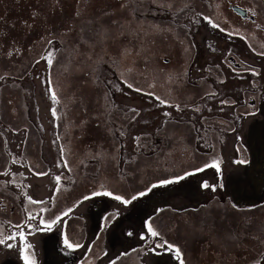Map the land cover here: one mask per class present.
<instances>
[{
	"label": "rangeland",
	"instance_id": "rangeland-1",
	"mask_svg": "<svg viewBox=\"0 0 264 264\" xmlns=\"http://www.w3.org/2000/svg\"><path fill=\"white\" fill-rule=\"evenodd\" d=\"M25 1L28 3L32 2V0H22L21 4ZM44 1L47 2V0ZM62 1L60 6L62 9L58 10V13H60L58 15L59 21L67 24V27L69 21L78 23L77 26L82 29L83 34L80 35L77 32L76 41L80 44L81 51H85L88 54L86 47L89 48L91 52L89 64L95 67L101 61L102 65H108L105 70L91 71L92 78L96 77L94 79L96 80L98 77L103 87L92 89V91L102 97L101 106L96 105V109L99 112L100 107H102L101 111L107 114L106 118L111 113L117 115L115 120L117 123H115V126L112 124V127L114 130H119L124 139L125 153L127 154L122 158V162L125 163L126 158L129 163L128 165H121V169L117 171L119 175L114 173L118 178L117 181H125L129 177L133 179L136 173L140 174L139 178L141 179L146 173V171L141 170L148 168L145 165L148 158H150V169L152 171L155 169L161 170L164 165L163 162H170L174 154L172 152L163 153L161 162L157 163L154 154H148L147 151L143 152L141 148L144 140L148 141L150 139L149 136H152L153 133L157 136L159 134L158 131L161 132L164 129V124L167 123V120L177 116L180 108L168 106L152 97L149 94V89L141 84L140 90L137 91L134 88L133 73L128 72L130 64L125 63L123 65L124 70L120 69L116 73L111 67L109 68L110 63L107 62L109 57L106 56H115L117 51L124 50L125 45L128 43H130L129 47L131 48L133 34L140 26V21L136 14H133L132 10L125 11L121 8V4L117 5L116 2L105 6L106 3L103 2L107 0H91L87 8L86 5L81 4V9L77 6L80 2L79 0H73V7L71 8L66 5L68 0ZM51 4L52 2L48 6L51 7ZM8 10L4 9L3 3L0 4V16L2 18L7 16ZM17 10L18 8L13 11ZM161 11L163 12V10ZM77 12H79V15H77ZM111 14L112 17L108 18ZM117 14L124 20L125 26L123 28L124 34L116 42L115 39L110 41L107 36L109 33H116V28L109 23L105 24L104 21L117 20ZM3 22L0 21V27L4 28ZM63 24L60 25V28L63 27ZM97 24L102 25V29L98 32H91L90 30H93ZM198 24L197 31L194 33L196 56L192 69L194 73L193 79L202 77L203 80H206L213 87L214 77H219L217 74L219 73L224 83L217 84L216 81L214 84H216V87L221 88L220 92H222L224 99H231L235 103L242 102V91L247 90L246 88H250L253 92L261 90L263 95L255 111H251L250 116L246 117L245 120L236 122L240 124L239 129L229 138L230 142H226L224 149H222L223 152L217 155L219 156L218 159H221L219 168L209 166L200 168L202 171H197L196 169L188 171L192 174L178 183L155 188L146 196L128 205L105 196H97L82 201L76 205L71 213L62 217V223L53 226L52 231L39 232L35 229H29L27 225L28 223H33L37 227L43 226L40 221L50 218V213H43L42 208H48L49 210L54 208L56 212L61 209L64 210L62 208L63 203L59 205L54 203L60 197H58L60 189L67 188L72 183V176H69L63 170L64 165L62 164L64 162L60 160L62 158L61 154L63 155L64 152H61L58 147L60 139L63 143L67 142L68 138L65 137V132L68 131L67 126L69 123H66L63 119H69L68 108L70 107L71 99H73L72 96L80 89L78 86H71L68 80L71 71L70 67L72 66L69 58L71 51L69 33L59 30L58 36L55 34L52 37L59 41L55 43V49L60 51L56 56L51 53L53 59L51 72L47 69L46 60L40 62L42 67L33 70L28 75L26 72L0 71V76H3V79H0V134L2 138L0 141L6 142L5 160H8V167H0V201L1 206L4 203L8 207H15L16 210L14 217H8L7 213H9V210L0 208V241H4L0 243V264H24L20 250L24 248L25 242L33 246L27 251L30 257L36 261V264H78V261H83L84 264H111L113 260H116V264H180V260L177 259L174 250L169 252L157 246L167 241L168 245L179 247L182 254L181 246L185 241L180 236V230L178 232L177 230L168 231L167 226L164 227V224H159L160 216L162 215L165 220L168 216L167 213L173 214L175 211L179 212L188 208H202V206H207L208 203L210 204L214 201H226L225 207L228 210L222 208L211 215V213L207 212V209L211 208L212 205H208L204 212L209 213L210 217L213 216L217 219L215 224H218V229L221 228V230L219 229L220 231L227 227L226 231H222L224 236L229 238L227 241H230L232 234L235 236V234L242 233L243 229L248 227L252 229L250 232L253 231L254 233L250 234L247 239H245L246 234L242 235V241L246 240L250 243L252 239L253 241L257 240L253 236L258 237L261 235V229H264V208L257 206L258 202L264 198V56H256L248 51L242 53L238 45L239 42L224 39V36L219 34L217 29L204 18L199 19ZM64 27L66 28V26ZM106 27L111 31H106ZM1 32L3 31L1 30ZM101 33L105 37L103 43L100 42V36L98 35ZM97 43L102 47L101 50L95 48V45H98ZM51 48H54V46H50L48 50H52ZM229 53L238 54L236 57L246 62V64L252 65L251 70L254 69L255 72L252 71L246 74L237 71L232 72L231 69L228 70L225 63ZM95 55L99 56L95 57ZM123 60L126 61V58ZM81 64L84 63L82 62ZM210 72H212L213 78L209 74ZM78 73L82 74V71L79 70ZM117 77L126 81L127 84L120 83ZM67 81L71 87H66L68 85ZM247 81H251L250 85H247ZM129 84L132 87H129ZM94 85L97 86L96 83ZM83 89L89 91V88L83 87ZM53 91L56 92L58 98L62 97L61 102L57 98L53 99ZM152 92L159 97H161L160 95L164 96L160 90L153 89ZM213 98L214 95L206 97L203 108L210 110L211 107L215 106V102H221V99L215 101ZM17 109H20L23 116H25L22 118L23 124L20 123V120L12 121V118H10L12 112ZM165 113H169L170 116H165ZM58 117L59 121L63 120V122L60 123L59 129H55L54 123ZM20 124L21 127L25 126L24 128H27L25 124H32L33 127L40 125L42 129L45 126L42 132V137H44L42 154L49 159L51 167L44 177L37 175L36 172L28 173L27 170H24L26 164L22 146L26 132L19 127ZM119 124H123L122 130H120ZM157 138L155 137V139ZM235 142L243 147V157L239 156L240 153L233 148ZM135 144L137 146L134 147ZM150 144L153 143L150 142ZM207 144H210V142L207 143L205 141L204 145L206 147H208ZM209 156H213V153H210ZM131 157H134V160L139 159V169L136 172H132L131 164H133L134 160H130ZM65 159L67 163L64 164L68 165L69 161H67V158ZM237 160H248L250 163H235ZM0 162L3 161L0 160ZM119 164L120 162L117 163V165ZM6 168L7 172L4 171ZM31 171H36V167L33 166ZM74 171L77 179H79L80 174H83L77 170ZM96 175L100 176L99 173ZM57 177L60 179L58 180ZM42 181L44 183L47 182V185L41 195ZM205 181L210 186L215 185V190H212L211 187L203 188L201 185ZM76 182L78 181L76 180ZM123 182L118 185L109 182L105 185L103 191H113L114 195H125L119 191H123L126 186L130 187V185ZM221 184L223 187H221ZM144 188L140 189V191L144 190ZM126 191L132 194L136 192V190ZM42 196L43 199H40ZM28 197L32 198L31 201ZM125 198H128L127 195H125ZM36 201H42L43 203H35ZM233 205H236V207H233ZM230 208L234 212L232 214V225H235L234 231L232 227L231 230L229 229L230 225L228 224L230 222L227 224L225 219H222L223 213H228ZM157 209H163L164 211L157 212ZM117 212L119 213L118 216H112L107 222L102 221L101 217L105 214ZM28 213H31L34 219L30 220ZM149 217L153 218V227L160 233L158 237L153 238L145 231V221ZM180 219L181 217L178 220ZM247 219L249 220L248 223H246ZM206 221L207 218L205 216L203 218L201 214L196 225L192 228L189 227L186 231L203 235L208 228H204L202 222L206 226ZM65 230H67L71 242L75 243L79 238V242L83 245L75 252H68L67 255L64 254V252L68 251L67 249L62 251L61 233ZM19 232H24L25 235H16L15 239H9L13 234ZM128 232H131L132 235H127ZM142 233L146 237L144 240L141 239ZM262 234L264 236V231ZM8 243L13 244L14 247L9 249L7 247ZM253 243L257 244L256 241ZM250 244L252 245V243ZM250 244L247 243L246 245L249 246ZM152 249H155V251ZM197 250L199 252V249ZM105 253L107 254L105 255ZM121 253H127V255L117 260L116 258L120 257ZM252 253L251 257L246 255L248 257L239 264H264V248L256 249V252ZM197 256L199 257V253ZM199 258L195 261V264H201L207 259L205 257Z\"/></svg>",
	"mask_w": 264,
	"mask_h": 264
},
{
	"label": "flooded vegetation",
	"instance_id": "flooded-vegetation-1",
	"mask_svg": "<svg viewBox=\"0 0 264 264\" xmlns=\"http://www.w3.org/2000/svg\"><path fill=\"white\" fill-rule=\"evenodd\" d=\"M72 1L68 0L66 4L69 8L73 7ZM79 1L77 6L81 9V4L86 5L87 8L91 0ZM50 2L52 1L32 0L29 3L25 1L17 11L9 9L7 16L0 19V21H4V28H0V71L15 73L26 72L28 75L33 70L42 67L40 66V62L46 60L47 69L51 72L53 59L52 63H49L48 55L53 53V56H56L60 51L55 49V43L59 41L52 37L55 34L58 36L59 30L67 34L69 33L71 43L69 58L72 66L70 67L71 71L68 80L71 86H78L80 88L76 91V93L80 92V97H76L75 93L73 94V100L68 108L69 119H63L66 123H69L67 126L68 131L65 132V137L68 139L66 143H63L60 139L58 145L61 152H64L60 160L65 164L67 163L65 158L69 161L68 165H66V170L69 176H72V183L67 188L60 189L58 192V197H60L54 203L55 205L63 203L62 208L67 210L68 207H73L75 201L80 199L82 195H88L93 190L103 191L105 185L109 182L114 185L123 182L124 180L118 182V178L115 175H119L117 171L121 169V165H128L129 161L125 158V163L122 162L126 151L124 139L122 133L119 130H114L112 127V124L115 126V123H117L115 121L117 115L111 113L106 118L107 114L105 112H99L96 109V105L101 106L102 97H99V94L92 91V89H100L103 87L98 77L96 80H94L96 77L92 78L91 71L95 70L98 72L100 70L102 71V69L105 70L108 65H102L101 61L95 67L89 64V58H91L89 48L86 47L88 54L85 51H81L80 44L76 41V37L78 36L77 32L82 35V29L77 26L78 23L69 21L68 27L67 24L61 23L58 17L60 14L58 10L62 9L60 8L61 5L59 7L53 5L54 7L50 8L48 6ZM114 2L117 5L121 4V0H107L103 3H106L105 6H107L112 5ZM162 2L167 5L163 12L154 9V14H149L147 20L143 19L141 15L136 14V17L140 21V26H138L136 32L133 34L131 48L129 47L130 43L125 45V49L130 54V60L126 58V61H124L117 54L115 56H106L109 57L107 61L110 63L109 68L111 67L116 73L120 69L124 70L123 65L125 63L130 64L129 67L128 65L126 67H128V72L133 73L134 88L136 90L140 88V84L146 86L150 91L149 93H153L151 96L154 98L157 97V94L152 92V90H160L162 92L161 94L164 95H160V98H163L160 99L161 102L165 103L167 101L165 104L171 107L179 106L180 109L177 112V116L168 119L167 123L164 124V131H158L159 134L157 136L155 133L149 136L150 139L148 141L144 140V142H148V145L143 142L141 149L143 152L147 151L148 154H154L156 158H159L161 153L181 151L184 154V160L165 161V166L161 170L155 169L152 171L150 165L147 170L149 171L148 175L146 174L147 176H144L142 179L138 177L132 179L129 177L123 182L130 185V187L126 186L123 191H119L123 194L128 193L126 190L140 191L149 182L155 183L158 177L165 178L175 174L183 175L185 171L202 168L205 164H219L221 159H218L219 156L217 155L223 152L222 149H224L226 142L229 141V138L240 127V124L236 122L245 120L246 117L250 116V112L255 111L263 96L261 90L253 92L250 88H246L247 90L242 91V102L233 103L231 99H224L222 92H220L221 88L216 87V84H214L216 81L217 84L224 83L219 73H217L219 77H214V86L212 87L202 77L193 79L194 73L192 69L196 56L194 33H196V29L199 26V19L204 17H209L206 20L212 26L219 25L218 28L214 27L219 34L224 36V39L239 42L238 45L242 53L248 51L249 53H254L256 56H264L262 55L264 53V0H162ZM99 4L102 5L101 3ZM66 5L64 4V6ZM33 11L39 14L38 17L31 16ZM117 16V20H110V22L104 21L105 24L109 23L116 28V33L107 34L110 41L115 39L116 42L124 34L123 28L125 26L123 23L124 20L121 19L119 14ZM111 17L112 14L108 16V18ZM133 19L135 20L134 17ZM25 20L29 24H32L31 29L25 27L23 23ZM61 24H63V27L60 28ZM141 27L148 34L138 37L137 31ZM100 29H102V25L97 24L90 31L98 32ZM157 29H164V31ZM106 31L110 32L111 30H108V27H106ZM48 40H51V44L47 43ZM13 44H15L17 50L9 57L6 52L12 48ZM97 44L95 48L101 50L102 47L99 43ZM50 46H54V48L48 50ZM236 56H238L236 53H229L227 55L225 66H227L228 70L231 69L232 72L237 71L246 74L251 73L252 65L246 64V62L238 59ZM113 60L117 62L113 63ZM82 62L84 64H81ZM79 70L82 71V74L78 73ZM209 74L212 75V72ZM117 80L122 84H127L120 77H117ZM69 82L67 81L68 85L66 87L70 86ZM95 83L97 86L94 85ZM250 83L251 81H247V85H250ZM83 87L89 88V91L84 90ZM211 95H214L213 100L224 99L227 103L215 102L214 107L206 110L203 108L205 106L204 101L206 97H210ZM61 98L57 97V100L60 101ZM220 105H223V107ZM245 109H247V114ZM100 110H102V107H100ZM18 111H20V117L17 116V119L22 120L25 116H23L20 109ZM80 113H84L85 115L80 116ZM63 120L59 121L58 117L54 123L55 129H59L60 123ZM20 123L23 124V120ZM21 124L19 127L23 128L26 132L22 146V150H25L30 143L31 134L28 128L32 124H25L27 128H24L25 126L21 127ZM119 126L120 130H122L123 124H119ZM34 129L37 134L38 155L36 156L37 161H35V165L33 163H29L28 165L35 166L37 169L44 171L42 175H46L50 170L51 164L45 160L42 154V146L44 145V137H42L43 130L40 126ZM155 137L158 138L155 139ZM0 139H2L1 134ZM205 141L207 143L210 142V144H207L208 147L204 145ZM150 142L153 144H150ZM135 146L137 145L135 144ZM233 148L236 152L240 153L239 156H244L243 147L240 144L235 142ZM5 149L6 142L0 141V160L3 161L0 162V167H5V164L8 162V160H5ZM210 153H213V156H209ZM209 158L210 160H208ZM135 161L139 163V159H135ZM119 162L120 164L117 165ZM74 170L83 173L80 174L79 179H77ZM98 173L100 176L96 175ZM212 203L207 204V206L212 205L211 208L207 209V212L211 213V215L222 208L228 210L225 207L226 201H214ZM5 206L7 208V204L3 203L2 208ZM207 206H202V208L198 209L188 208L179 212L175 211L173 214L167 213L168 216L165 220L162 218V215L160 216L159 224L162 223L164 227L167 226L168 231H181L180 236L185 239L181 246L184 264H195V261L199 257H205L207 258L206 260L211 259V248L204 246L206 236L209 235L210 229H207L203 235L186 231L189 227L192 228L196 225L201 214L203 218L204 216L207 218L206 226L202 222L203 227L208 228L212 226V231L217 230L216 244L219 239L222 241V246L226 243H229L228 245L231 246V243L235 240V236L232 234L230 241H227L229 238H226L222 233V231L227 230V227L222 231H220L221 228H219L220 230L218 229V224H215L217 219L213 216L210 217L209 213L204 212ZM257 206L264 208V198L258 202ZM10 208L12 211L15 210L13 206ZM51 210L54 211V208ZM232 214L234 212L230 208L228 213H223L224 216L222 219H225L227 224L230 222L228 224L230 225L229 229L231 230L232 227L234 231L235 225H232ZM7 216L10 217L9 215ZM179 217H181L180 220H178ZM248 221L247 219L246 223ZM193 230L197 232L196 229L193 228ZM251 230L250 228H245L243 229L245 233L242 232L239 234H246L247 238L250 234L254 233L253 231L250 232ZM263 231L264 229H261V235L258 237L252 235L253 238L257 239L255 240L257 244L252 243L253 246H256V249L264 248ZM248 240L250 239L248 238ZM197 249H199V252ZM198 253L199 257L197 256ZM212 258L215 259L217 256L215 255Z\"/></svg>",
	"mask_w": 264,
	"mask_h": 264
},
{
	"label": "snow or ice",
	"instance_id": "snow-or-ice-1",
	"mask_svg": "<svg viewBox=\"0 0 264 264\" xmlns=\"http://www.w3.org/2000/svg\"><path fill=\"white\" fill-rule=\"evenodd\" d=\"M52 3L55 7H59L62 3V0H52ZM121 8L124 9L125 11H129L132 10L133 14H139L141 15V17L145 20H147V16L149 14H154V9L156 10H164L167 5L165 3L162 2V0H121ZM54 10V9H53ZM38 13L36 11H33L31 13L32 17H38ZM77 15H79V12H77ZM0 19H3L2 17H0ZM204 19H209V17H204ZM24 25L26 28L31 29L32 28V24H29L27 20L23 21ZM215 27H219L218 24L214 25ZM160 31H164V29H157ZM122 34V33H121ZM148 33H146L143 30V27H141L138 31H137V36H144L147 35ZM100 36V42L103 43L104 42V34H98ZM47 43L51 44V40H48ZM17 49L15 48V44H13L12 48L7 50L6 54L7 56L11 57L13 55V52L16 51ZM147 55V54H146ZM262 55H264V53H262ZM117 56L120 57V59H125L128 58L129 60L131 59L130 54L128 52L127 49H124L122 51H118L117 52ZM91 59V58H89ZM111 59V58H110ZM48 62L52 63V56L51 54H49L48 57ZM113 63H116V60L112 61ZM253 72H255V70H252ZM258 75V73H256ZM0 79H3V76H0ZM129 87H132L131 84H129ZM140 89H137V91H139ZM150 95L153 93H149ZM52 96L53 99L57 98V94L55 91L52 92ZM157 100H160V97L157 96L156 97ZM165 103H167V101H165ZM221 103H227V101L225 100H221ZM234 103V101H233ZM177 107H179L177 105ZM55 111V110H53ZM245 112L247 114V109H245ZM165 116H170L169 113H165ZM138 142H139V138H138ZM235 163H240V164H247L250 163V161L248 160H237L235 161ZM216 167L219 168V164H213V165H208L205 164L204 167ZM197 171H202V169L197 168ZM192 173L185 171L183 173V175H179V174H175V175H171L170 177H165V178H161L158 177L155 183L149 182L148 185L145 186L144 190L142 191H136L135 194L132 193H126L125 195H127L128 198H125V195H114L113 191H91L90 194L88 195H82V197L80 199H78L77 201H75V203L73 204V207H75L76 205H78L79 203H81L82 201H86L89 199H92L93 197H97V196H105V197H110L113 198L116 201H120L122 202L124 205H128L130 203H132L133 201H136L137 199L146 196L149 192H152L153 189L161 187V186H166V185H170V184H175L178 183L179 181L183 180L185 177L191 175ZM57 179L59 180L60 178L57 177ZM203 188L207 189L209 187L212 188V190H215V185H209L206 181L202 183L201 185ZM221 187H223V185L221 184ZM28 199L31 201V197H28ZM35 203H40L42 204V201H36ZM73 207H68L67 211H64L63 209L60 210L59 213H57L56 211H52L49 210L48 208H42V212L45 214H49L50 213V218L45 219V220H41L40 224L43 225L42 227H37L35 224L33 223H28L27 227L29 229H35L36 231L39 232H47V231H52L53 226L57 225L58 223H62V217L67 216L69 213L72 212ZM233 207H236V205H233ZM157 212H162L164 211L163 209H157ZM118 216L119 213H107L104 216L101 217L102 221L107 222L108 219H110L112 216ZM29 219H34L31 216V213H28ZM146 223V233L155 238L158 237L160 235L159 231L155 230L153 227V218L149 217L148 220L145 221ZM16 235L19 236H24L25 233L24 232H19L17 234H13L11 237H9V239H15ZM127 235L131 236L132 233L128 232ZM62 236V243H63V249H67L68 251L64 252L65 255L68 254V252H75L77 249L83 247V245L79 242V238L76 240L75 243L71 242L67 233V230H65L64 232L61 233ZM141 239L144 240L146 239L145 234L142 233L141 234ZM4 241H0V243H3ZM165 245H167V247H165ZM160 248H163L165 251H175L176 253V257L177 259L180 260V264H184V260L182 259V254H181V250L179 247H176L174 245H168L167 241H164L163 243L157 245ZM7 247L9 249L13 248L14 245L11 243L7 244ZM33 246L28 244L27 242H25L24 248L21 249V255L22 258L24 260V264H36V261L30 257V255L28 254V249L32 248ZM153 251H155V249H152ZM107 253H105L106 255ZM127 253H121L120 257H117L116 259L119 260L121 257L126 256ZM78 264H84L83 261H78ZM111 264H116V260L111 261Z\"/></svg>",
	"mask_w": 264,
	"mask_h": 264
},
{
	"label": "trees",
	"instance_id": "trees-1",
	"mask_svg": "<svg viewBox=\"0 0 264 264\" xmlns=\"http://www.w3.org/2000/svg\"><path fill=\"white\" fill-rule=\"evenodd\" d=\"M21 1L22 0H0V4H2V3L4 4V9L5 10H8V9L15 10L17 8H20ZM50 6L52 7L53 3ZM17 14H19V13L17 12ZM0 28H3V27H0ZM79 94H80V92L79 93L77 92V93H75V96L76 97L77 96L80 97ZM72 98H73V96H72ZM71 100H73V99H71ZM100 112H103V111L100 110ZM16 114H14V113L11 114L10 118H12V121L13 120L14 121H16V120L19 121L17 119V116L20 117V111H17ZM81 115L84 116L85 114L84 113H80V116ZM6 119L9 120L8 118H6ZM20 121H22V120H20ZM7 122H9V121H7ZM145 144L147 145L148 142H145ZM171 152L174 154L172 161L184 160L183 152H181V151L180 152L171 151ZM126 154L127 153H125V155ZM162 156H163V153H161L159 155V158L154 157L156 159L157 163L161 162V157ZM133 158L134 157H131L130 160H134ZM149 160H150V158H148L147 161L145 162L147 164L144 163L145 165H147L146 167H149L151 165ZM85 161H87V160H85ZM163 166H165V164ZM131 168H132V172L138 171L139 163L137 161L133 162V164H131ZM147 170H148V168L144 169V170L143 169L141 170V171H144V172L146 171V173H144L145 174L144 176H146V174H148L149 171H147ZM139 175H138V173H136L135 177L139 178L140 177ZM248 228H250V227H248ZM209 229H210V232H209V235L206 236L204 246L208 247V248H211V253H212L211 254V259H209L207 261L205 260V262H201V264H203V263L204 264H239L246 257H248V256L251 257L253 255L252 252H254V251L256 252V246H253V244L252 245L250 244V243H253V240L250 243L248 241H246V240L242 241V239H241L242 235H240L239 233L235 234V240L231 243V246H229L228 244H224L222 246V241H220L219 239H218V242L216 244L215 241H216V238H217L216 237L217 236V233H216L217 230H213L212 231V226L208 227V230ZM245 239H247V238H245ZM244 242H247L250 245L247 246L246 245L247 243H244ZM245 247H246V249H244ZM250 248H251L252 251L250 250ZM215 255L217 256V258H215V259L212 258ZM246 255H248V256H246ZM212 259H214V260H212Z\"/></svg>",
	"mask_w": 264,
	"mask_h": 264
},
{
	"label": "crops",
	"instance_id": "crops-1",
	"mask_svg": "<svg viewBox=\"0 0 264 264\" xmlns=\"http://www.w3.org/2000/svg\"><path fill=\"white\" fill-rule=\"evenodd\" d=\"M5 99H6V96H5ZM17 110H15L14 112H12V113H14V114H16L17 112H16ZM40 126V125H39ZM35 128V127H34ZM33 128V125H31V127L29 126V128L28 129H30V143H29V145H28V148H26L25 150H22V152H24V154H25V158H24V162H25V164H26V166H24L25 168H24V170H27L28 171V173L29 172H32V173H35L36 172V174L37 175H39V176H43L44 177V175H42L43 174V172L44 171H42V170H40V169H37L36 168V171H31V170H33V166H31V165H28L29 163H33L34 165H35V161H37L36 160V156L38 155V152H37V134H36V131H35V129ZM44 128H45V126H43V129L42 130H44ZM23 130V129H22ZM26 134V133H25ZM61 156L63 157V155L61 154ZM45 158V157H44ZM45 160H47L48 162H50L49 161V159H47V158H45ZM63 162V161H62ZM62 165H64L63 166V170H65L66 171V173H67V170H66V168H67V166L63 163ZM5 167H8V162H7V164H5ZM1 168H3V167H1ZM4 171H6L7 172V168L4 170ZM4 171H1V172H4ZM43 177H41V178H43ZM41 195H42V192H44V190L46 189V185H47V182L46 183H44L43 181L41 182ZM44 195V194H43ZM40 199H43V196L40 198ZM0 208L2 209V210H9V213H7V215L9 214V216L10 217H14L15 215H16V210H14V211H12L11 210V208L10 207H8L7 206V208H6V206L4 207V208H2V206L0 205ZM15 208V207H14Z\"/></svg>",
	"mask_w": 264,
	"mask_h": 264
}]
</instances>
